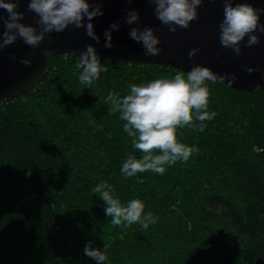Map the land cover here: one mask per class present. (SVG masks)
Wrapping results in <instances>:
<instances>
[{"label": "trees", "instance_id": "obj_1", "mask_svg": "<svg viewBox=\"0 0 264 264\" xmlns=\"http://www.w3.org/2000/svg\"><path fill=\"white\" fill-rule=\"evenodd\" d=\"M78 55H50L36 85L0 101V264H95L89 242L105 264H264V85L207 81L217 115L203 131L195 120L177 129L198 151L141 182L120 173L134 150L104 97L180 69L99 55L106 71L90 89ZM101 181L122 203L142 200L154 222L113 226L93 192Z\"/></svg>", "mask_w": 264, "mask_h": 264}, {"label": "clouds", "instance_id": "obj_2", "mask_svg": "<svg viewBox=\"0 0 264 264\" xmlns=\"http://www.w3.org/2000/svg\"><path fill=\"white\" fill-rule=\"evenodd\" d=\"M131 3V0H128ZM203 0H148L153 13L168 31L175 33L177 28L187 29L197 20L198 8ZM20 0H0V9L6 13L0 15L3 32L0 33V50L13 44L18 38L32 49L39 47L45 36L53 32H63L68 26L83 28L85 34L99 42L100 37L94 31L93 19L103 15L102 0H28L27 12L34 13V24L25 23L24 11H19ZM139 12L129 8L124 15V23L129 26L128 36L139 43L145 56H157L161 49L160 38L156 29L150 25L139 27ZM264 7H254L247 0H223V18L219 22V42L225 49H231L237 56L241 53V42L250 47L260 42L264 34ZM120 21L111 23L105 29V48H111L112 31L119 30ZM245 37L247 39L245 40ZM198 48L190 50L191 59ZM33 55L28 53V57ZM15 60V56H12ZM24 66L31 65V59H20ZM242 67H244L242 65ZM77 79L83 88H90L106 71L101 57L92 44L80 52L75 64ZM249 73L252 71L246 68ZM217 75L207 66L194 64L185 73L178 70L171 77H160L145 83L130 84L127 95L120 97L109 91L104 103L110 105L113 113H119L124 121L123 131L131 140V147L142 155L138 158L129 153L120 165V173L125 178L137 177L138 173H165L167 167L177 162H187L198 151L195 145H187L177 139V129L191 126L193 120L199 121V131L206 127L217 113L209 110V88L207 81H217ZM223 80V78H220ZM234 79V77H232ZM103 201L104 212L111 217L113 226L128 227L139 224L148 228L154 222L151 211H145V204L139 198L122 203L114 194L113 188L106 181H101L93 188ZM84 254L95 261L105 264L108 260L106 251L86 243Z\"/></svg>", "mask_w": 264, "mask_h": 264}, {"label": "water", "instance_id": "obj_3", "mask_svg": "<svg viewBox=\"0 0 264 264\" xmlns=\"http://www.w3.org/2000/svg\"><path fill=\"white\" fill-rule=\"evenodd\" d=\"M254 7H264V0H247ZM28 0H20L19 11H24L25 23L34 24V13L27 12ZM103 15L93 19L94 31L100 37L99 42L85 34L83 28L68 26L63 32L45 36L39 47L32 49L17 39L13 44L0 50V101L21 95L27 87L36 85L49 71V56L57 53H75L84 51L92 44L98 55L129 62L156 63L175 69L188 71L194 64L209 67L221 80L237 91L253 92L264 85V34L260 42L250 47L241 42V53L236 55L231 49L225 50L219 42V22L223 18V0H203L198 8V19L190 23L187 29L177 28L175 33L168 31L156 19L148 0H102ZM136 8L139 12V27L150 25L156 29L161 49L157 56H145L139 43L128 36L129 26L124 23L127 9ZM0 9V15H5ZM120 21L119 30L112 31V47L105 48L104 31L112 22ZM264 22V15L261 16ZM4 30L0 21V33ZM247 37H245V40ZM199 51L189 59V52ZM33 55L28 57V53ZM15 56V60L12 56ZM27 57L32 63L24 66L20 59ZM242 65L244 67H242ZM246 68L252 69L249 73ZM234 77V79H232Z\"/></svg>", "mask_w": 264, "mask_h": 264}]
</instances>
